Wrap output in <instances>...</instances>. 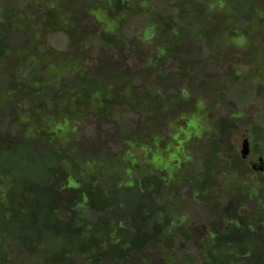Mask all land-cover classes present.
I'll return each mask as SVG.
<instances>
[{"label": "trees", "instance_id": "1", "mask_svg": "<svg viewBox=\"0 0 264 264\" xmlns=\"http://www.w3.org/2000/svg\"><path fill=\"white\" fill-rule=\"evenodd\" d=\"M123 3L112 2L107 13H87L105 25L98 35L102 52L95 63H99V68L84 67L82 61L88 47L85 54H78L76 48V40L88 39L93 33L86 30L80 35L73 27L67 33L71 39L69 53L59 55L61 65L48 69L49 53L40 54L32 41L27 42L26 46L36 49L33 61L19 71L21 80L10 82L6 92L0 91V264H11L13 259L14 264H134L132 260L139 253L142 259L138 264H193L195 257L184 255L179 262L175 259L174 254L185 242L200 249L195 264H264V182L249 190H243L242 185L229 187L226 178L240 176L246 159L241 154L229 157V162L221 166L218 157L221 146L230 142L234 128L231 117L212 126L209 120L195 121L193 114L185 124L186 130H179L187 137L184 141L178 142V133L171 136L164 148L166 139L158 138L168 126L178 130L171 117L185 106L191 93L187 90L190 84L179 78L180 73L178 79L163 80L161 69L169 62L177 71H185L187 62L177 65L176 57L182 46L192 47V40L183 43L181 29L175 27L168 41L160 42L158 38L165 36L166 31H153V17L147 34L157 36L154 46L164 45L157 48L148 68L135 74L142 53L131 45L130 55L127 54L122 41H117L120 25L108 15L112 8L120 12ZM201 13L205 15L202 10ZM253 16L252 11L244 19L250 21ZM180 18L189 19L185 13ZM191 27H186L189 34ZM0 38L2 44L9 42L1 29ZM212 46L208 44L207 48L211 50ZM242 46L248 49L249 57L257 53L254 45ZM19 49L24 50H16ZM4 50L12 48L6 45ZM130 56L135 64L129 69L126 61ZM104 74L111 76L108 85L104 84ZM149 74L161 88H174L180 83L186 99L182 95L176 98L151 93L145 87ZM6 76L13 78L11 72L3 79ZM66 78L70 82L63 85ZM120 80L127 82V86L117 89L112 82ZM137 82L140 87L133 88ZM80 93H87V98L77 100ZM169 99H176V104L171 105ZM86 126L92 127L93 134L89 140H82ZM192 128L194 138L201 136H196L198 130L204 131L216 146L214 157L204 160L210 180L196 184L198 172L193 178L175 182L178 187L186 184L189 198H199L201 212L211 227L206 234L202 227L182 226L185 218L178 215L181 208L174 199L176 191L168 189L174 180L170 173L174 177L183 159L188 161L185 152ZM214 134L217 136L212 137ZM254 135L257 140L263 139L258 131ZM57 142L63 145L56 147ZM111 146L127 151L119 154ZM138 150L143 153L140 158L133 154ZM141 159L145 160L143 164ZM147 164L159 173L149 172ZM259 166L247 169L249 174L258 173L264 179V168L262 171ZM12 175L14 191L7 184ZM219 176L225 179L220 182ZM220 195L227 197V203L219 202ZM5 199L8 208L2 206ZM129 201L139 204L134 208ZM252 201L258 205L250 208ZM13 225L14 248L1 237ZM159 249L167 255H157L155 251ZM27 254L31 255V262L21 263L19 260Z\"/></svg>", "mask_w": 264, "mask_h": 264}, {"label": "rangeland", "instance_id": "2", "mask_svg": "<svg viewBox=\"0 0 264 264\" xmlns=\"http://www.w3.org/2000/svg\"><path fill=\"white\" fill-rule=\"evenodd\" d=\"M114 1L124 2L120 12L112 8L108 14L111 20L120 25V36L117 37V41H122L128 55H130L131 45H134L138 53H142L141 63L137 66L139 71L135 70V74L146 70L149 60L157 53V48L164 45L160 43L154 46L157 36L150 37L147 34L148 26L151 25L149 21L153 17H156V19L154 18L156 25L153 31L157 33L166 31L165 36L158 38L160 42L164 41L166 43L169 36L173 35L175 27L181 29L184 37L183 43L192 40V47L189 45L182 46L176 57L177 65L182 61L187 62L185 71H177L175 66H172L169 62L164 63L161 69L163 80L170 77L178 79V73H180L179 78L186 79V84H190V86H187V90L191 92H189V100L185 103V106L177 110L171 117V120L175 123L174 126L178 130L168 126L159 133L158 138L166 139L163 147L167 146L166 143L170 141L171 136L178 133H180L178 142L187 138L179 130L181 128L185 129V124L190 121V116L193 114H195V121L201 119V121L207 123L209 120L212 126L220 119L226 121L231 117L234 128L231 130L230 142L222 145V149L218 152L221 166L229 162V157L241 154L245 140L249 142L250 153L244 162L241 175L236 178L234 176L226 178L227 185L235 188L244 186L243 190H249L264 182V179L258 173L249 174L247 169L251 168L252 163H258L259 165L260 159L263 163L259 167L264 168V0H0V29L9 41L2 44L0 38V91L2 93L6 92L10 82H14L16 79L21 80L22 74L19 71H24L25 66L33 61L36 49L40 54L49 53L46 59L48 69L51 66L61 65V56L67 54V52L69 53L71 39L67 33L73 31V27L78 30L80 35L85 33L86 30L93 33L94 36L88 39L78 40V42L76 40V48L78 54H85L88 47V53L82 61L84 67L89 68L96 65L95 61L102 52L98 35L105 25L97 23L95 17L87 13L90 11L107 13L109 4ZM201 10L205 13L204 16H202ZM252 11L254 12L252 20H245V16ZM184 13L188 15V20L183 21L180 18ZM209 15H213V17ZM71 18L72 23L69 22ZM188 26H192L190 34L188 33L189 30L186 29ZM178 28L177 30H179ZM31 41L32 44L36 45V49L33 45H25ZM208 44H212L213 49H208ZM6 45H9L12 51L4 50ZM240 45H254L257 53L250 56V58L248 49H244ZM19 47L24 50H16ZM200 48L203 49L201 52ZM216 49L228 50L219 52ZM160 55L164 56L165 54L160 52ZM130 57L126 61V67L128 68L135 64L134 58ZM99 67L100 65L97 62L95 68ZM8 72L12 73L13 78L6 76L3 79ZM26 72L27 70H25ZM102 76L104 84L111 83L110 74ZM145 80V87L151 89V93L160 92L164 95L177 96L176 98H180L182 95L183 99L187 97L180 83L176 84L174 88L168 89V87L161 88L152 74H149ZM69 82L70 80L66 78L63 85ZM112 84L117 89L124 85L127 86V82L124 80L114 81ZM139 85L137 82L133 88L138 89ZM85 98H87V93H80L77 100ZM22 100L20 98V101ZM163 102L165 103L164 99ZM169 102L173 105L177 101L176 99H169ZM79 121L84 122L82 118H79ZM194 124L196 125V122ZM85 129L81 133L82 136L85 135L82 140H89L93 134V129L90 126H86ZM216 129L219 130V128ZM220 129L223 131L222 126ZM255 131L262 133L263 139L257 140L254 135ZM188 132V135H191L185 152L188 161L183 159L179 169L173 174L174 177L170 171V179L174 180L169 183L168 189L172 187L176 191L174 199H177L181 208L178 215L185 218L182 226L188 228L202 227V233L206 234L211 227L208 226L201 212L199 198L196 197L194 200L189 198L186 184L178 187L175 181L185 177L193 178L198 172L199 177L196 184H205L204 180H210V177H206L208 167L206 168L204 160L214 157L216 146L209 141V135L206 132L201 133L198 130L196 136L201 134L198 140L194 138L193 128ZM217 133L219 134V140L220 133L218 131ZM214 136L217 135L214 134L212 137ZM55 144L56 147L63 145L62 142ZM174 146H177L176 142ZM111 147L113 151L119 154L127 151V149L125 150L119 146ZM133 154L140 158L143 153L138 150L133 151ZM144 161L141 159L140 164H143ZM146 168L149 172L159 173L154 166L147 164ZM162 168L171 170L170 166ZM255 168H258V166H255ZM164 176L169 177L166 174ZM224 179L222 176L217 178L220 182ZM14 182V175H12L7 180V184L8 188L13 191ZM220 196L219 202L227 203V197ZM203 199L206 200V198ZM163 201L164 199L162 203ZM129 202L132 207L139 204V202ZM257 205V201H252L250 208ZM2 206L4 208L9 207L6 199L3 201ZM178 224L179 222L176 221L175 225ZM151 231V226H149V232ZM1 237L3 240H8L14 248V225L7 228L1 234ZM199 251V248L185 242L184 247L174 255L177 262L181 261L184 255L195 257V260H197L199 259ZM164 252L165 250L161 249L155 251L157 255H167ZM31 258V255L27 254L19 261L29 263ZM141 259L142 254L139 253L132 262L138 264ZM195 260L193 264H195ZM152 261L156 262L157 260L153 259ZM157 262L159 263V261ZM11 264H14V259Z\"/></svg>", "mask_w": 264, "mask_h": 264}, {"label": "water", "instance_id": "3", "mask_svg": "<svg viewBox=\"0 0 264 264\" xmlns=\"http://www.w3.org/2000/svg\"><path fill=\"white\" fill-rule=\"evenodd\" d=\"M250 150H249V142L248 140H245L242 146V151H241V156L243 159H247V157L249 156ZM260 164L263 163L262 160H260L259 162ZM260 169L263 171V167H260Z\"/></svg>", "mask_w": 264, "mask_h": 264}, {"label": "flooded vegetation", "instance_id": "4", "mask_svg": "<svg viewBox=\"0 0 264 264\" xmlns=\"http://www.w3.org/2000/svg\"><path fill=\"white\" fill-rule=\"evenodd\" d=\"M255 166H259L258 163H252V164H251V167H252L253 169H257V168H255Z\"/></svg>", "mask_w": 264, "mask_h": 264}]
</instances>
